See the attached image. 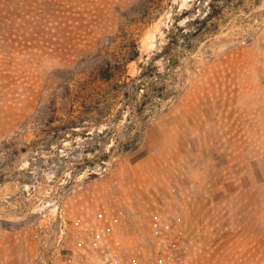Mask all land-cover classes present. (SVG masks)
<instances>
[{"label":"rangeland","instance_id":"374dc122","mask_svg":"<svg viewBox=\"0 0 264 264\" xmlns=\"http://www.w3.org/2000/svg\"><path fill=\"white\" fill-rule=\"evenodd\" d=\"M164 253L264 264V0H0V264Z\"/></svg>","mask_w":264,"mask_h":264},{"label":"trees","instance_id":"16d2710c","mask_svg":"<svg viewBox=\"0 0 264 264\" xmlns=\"http://www.w3.org/2000/svg\"><path fill=\"white\" fill-rule=\"evenodd\" d=\"M139 56V44L137 41H132L126 53L123 56H119V58L116 59L115 64H112L110 61H108L106 66H102L99 69V76L102 78H111L118 72H125L129 62L136 60L139 58ZM155 76L158 77V75L154 74L153 71L148 73L144 72L140 76L135 78L132 77L130 80H124V82L120 84L122 88V95L124 96V103L128 106L131 104V102L135 101L133 102L134 106L132 111H134L136 114H143L145 112L146 104L152 101L153 92L157 89V86L154 83ZM141 92H143V99L140 101L137 98V94ZM158 95L161 96L160 94Z\"/></svg>","mask_w":264,"mask_h":264},{"label":"built area","instance_id":"2783aa9c","mask_svg":"<svg viewBox=\"0 0 264 264\" xmlns=\"http://www.w3.org/2000/svg\"><path fill=\"white\" fill-rule=\"evenodd\" d=\"M120 264V263H116ZM158 264H184L181 260L174 257H168L165 253L158 257Z\"/></svg>","mask_w":264,"mask_h":264}]
</instances>
